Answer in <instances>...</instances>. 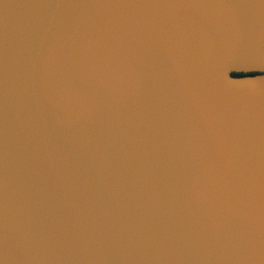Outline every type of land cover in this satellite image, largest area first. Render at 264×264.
I'll use <instances>...</instances> for the list:
<instances>
[{"label":"water","instance_id":"95a60500","mask_svg":"<svg viewBox=\"0 0 264 264\" xmlns=\"http://www.w3.org/2000/svg\"><path fill=\"white\" fill-rule=\"evenodd\" d=\"M0 264H264V0H0Z\"/></svg>","mask_w":264,"mask_h":264},{"label":"trees","instance_id":"16d2710c","mask_svg":"<svg viewBox=\"0 0 264 264\" xmlns=\"http://www.w3.org/2000/svg\"><path fill=\"white\" fill-rule=\"evenodd\" d=\"M256 75V73H249V74H237V73H233L231 74L232 77H244V76H254Z\"/></svg>","mask_w":264,"mask_h":264}]
</instances>
